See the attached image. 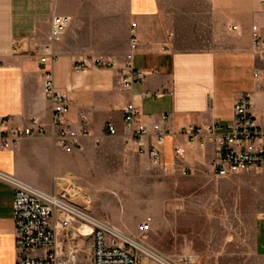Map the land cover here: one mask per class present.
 <instances>
[{"label":"crops","instance_id":"crops-1","mask_svg":"<svg viewBox=\"0 0 264 264\" xmlns=\"http://www.w3.org/2000/svg\"><path fill=\"white\" fill-rule=\"evenodd\" d=\"M56 15L70 22L52 46L55 60L48 58L43 65L39 58ZM230 23L240 26L235 49H182L180 40L213 35L219 25ZM254 25L264 35L259 0H0V117L8 127L29 124L32 117L38 121L18 148L0 147V169L51 190L55 176L85 178L89 160L109 151L110 138L140 155L122 136V108L133 101L148 126L160 122L168 131L163 142L153 141L164 169L212 173L214 145H191L181 130L189 123L230 122L236 96L243 91L252 93L254 114L264 118V51L255 48ZM133 36L138 45L132 66L145 71L146 79L121 90L119 73ZM99 58L114 65L98 67L94 61ZM80 61L86 66L76 70ZM44 70L52 72L55 86L68 98L73 126L80 111L88 115L92 134L82 140L81 149L66 152L52 141ZM108 122L116 125L117 134L107 133ZM58 162L63 169L51 174ZM13 197L12 187L0 182V264L16 263ZM258 223L264 219L256 222L255 248L264 255Z\"/></svg>","mask_w":264,"mask_h":264},{"label":"built area","instance_id":"built-area-1","mask_svg":"<svg viewBox=\"0 0 264 264\" xmlns=\"http://www.w3.org/2000/svg\"><path fill=\"white\" fill-rule=\"evenodd\" d=\"M259 1L264 4V0ZM69 22L68 16L54 17L49 40L39 58L41 64L45 65L48 58L55 60L52 46L62 40ZM228 29L238 33L240 26L230 23ZM252 32L255 48L264 51V35L256 25ZM137 45V38L133 36L131 52L119 73L121 90L130 89L135 81L144 82L146 79L145 71L132 66V54ZM94 64L98 67L114 65L101 58L95 59ZM85 66L86 62L80 61L76 70ZM43 92L50 103L54 145L66 152L81 149L82 140L92 134L87 113L80 111L77 127L73 126L69 120L68 98L55 86L50 70L43 71ZM253 107L252 93L243 91L236 96L230 122L215 120L199 126L189 123L182 127L181 133L191 145L199 148L206 147L207 143L214 145L212 166L217 178L264 170V118H258ZM122 114L125 144L134 146L140 155H148L153 165L161 166V153L153 141L163 142L168 131L160 122L148 126L133 101L124 104ZM165 118V115L161 116V121ZM37 122L32 117L29 124L8 127L7 119L0 117V147L18 148L34 133L33 125ZM106 130L110 135L118 132L111 122L107 123ZM187 172L182 170L184 174ZM0 182L10 185L14 193L15 264H181L144 242L152 231L151 222L137 224L135 233L119 228L94 212L91 200L75 180L55 176L53 189L45 190L0 169ZM76 184L81 187L80 191H77ZM261 218L264 219V213Z\"/></svg>","mask_w":264,"mask_h":264},{"label":"rangeland","instance_id":"rangeland-1","mask_svg":"<svg viewBox=\"0 0 264 264\" xmlns=\"http://www.w3.org/2000/svg\"><path fill=\"white\" fill-rule=\"evenodd\" d=\"M203 36L179 42L188 50H229L240 37L228 25ZM107 144L108 152L89 160L86 177H74L98 216L132 233L137 224L151 222L144 242L181 264H264L254 242L264 213V170L227 178L206 169L184 174L124 151L122 140ZM56 169L51 174L61 172L59 162ZM258 228L264 237V223Z\"/></svg>","mask_w":264,"mask_h":264},{"label":"bare ground","instance_id":"bare-ground-1","mask_svg":"<svg viewBox=\"0 0 264 264\" xmlns=\"http://www.w3.org/2000/svg\"><path fill=\"white\" fill-rule=\"evenodd\" d=\"M76 188H77V191H80V189H81L78 185L76 186ZM77 201H78V199H77Z\"/></svg>","mask_w":264,"mask_h":264}]
</instances>
